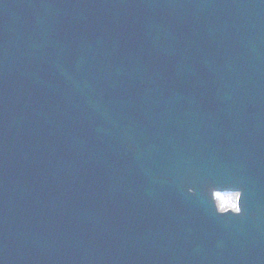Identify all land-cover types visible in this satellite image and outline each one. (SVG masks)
I'll return each mask as SVG.
<instances>
[{"label": "water", "instance_id": "95a60500", "mask_svg": "<svg viewBox=\"0 0 264 264\" xmlns=\"http://www.w3.org/2000/svg\"><path fill=\"white\" fill-rule=\"evenodd\" d=\"M17 10V16H13L22 26H29L33 21H28L29 11L23 10L27 5L31 6L30 0H12ZM41 5L36 3L38 12L42 15L50 26L49 37L40 30L41 26L37 24L35 29L30 30L36 42L42 46L56 44L61 38L65 39L75 49L81 44L84 36L81 32L94 33L90 27L93 21L89 15L83 13L80 7L77 11H71L69 17L64 18L63 14L55 7V0H42ZM87 0L83 3L86 4ZM141 13L145 15V22L141 30L140 48L137 54V67L140 68L136 80L143 83L145 79L153 73L161 74L163 69H169L173 64L174 58L184 52L187 45L194 44L198 46V51L202 55L204 64L212 81L218 87L226 86L231 97L235 102L242 100L246 103V76L255 75L258 68H264V0H147L141 3ZM139 12V11H138ZM79 13V14H78ZM78 14V25L70 29L68 25L72 24V18ZM82 14V15H81ZM14 20V21H15ZM16 22V21H15ZM100 23L95 21L96 30H100ZM185 32H189V36ZM184 39V40H183ZM182 44V45H181ZM210 46L215 60L210 57L205 58L203 54ZM149 55H146L147 52ZM82 62L88 64L87 56L81 58ZM92 62L93 70L98 67L96 61ZM91 65V63H89ZM243 68V69H242ZM249 69L250 71L247 72ZM156 70L155 72H153ZM91 98V97H90ZM260 94H254L248 101H260ZM225 99L227 96L225 95ZM97 102L90 101L89 105L93 107ZM261 104H264V95ZM201 104L194 99L173 103L167 101L160 102L161 113L179 114L182 117V124L188 125L191 113L189 107H199ZM246 106V104H245ZM104 108H97L98 111L105 113ZM153 109V108H151ZM167 109V112H165ZM165 115V116H168ZM149 121H151L149 119ZM239 116L234 119L233 132L230 134L229 143H220L209 136L202 124L192 126L185 134H180L176 142L175 156L170 158L174 160L173 168L165 171V178L169 185L175 187L172 192L188 193L187 188L192 187L195 191L188 197L191 208L198 209L195 212H188L187 220L199 215V211L209 212L217 220L218 226L223 227L232 220L241 222L255 216L258 225L257 241L253 244V251L246 252L238 241H232L229 244L233 257L230 259L235 264H264V152L254 154L250 152L251 143L232 142L234 131L237 127ZM166 123H173L176 126L174 117L167 119ZM117 126H125L119 122ZM188 127V126H187ZM2 137H0V141ZM154 146L148 141H144V147L147 151H159L169 143L165 138H155L151 140ZM3 144L0 143V155L5 152ZM170 156L169 152H165ZM2 156V155H1ZM142 161L149 163L153 156L148 152L141 155ZM246 163L250 166L246 171ZM246 172L248 173L246 175ZM105 182L112 185V177H106ZM101 185L100 182L97 183ZM213 187L220 190L239 187L241 194L242 213L230 217V215H216L213 209L211 199V189ZM90 188V187H89ZM96 190V189H95ZM94 193L90 191L84 196V204L88 207L96 208L98 203L91 197ZM95 195V194H94ZM182 195V194H181ZM80 203V201H79ZM11 208V206H10ZM90 208V209H91ZM84 212L88 213L90 210ZM207 210V211H206ZM80 212L83 210L80 208ZM207 212V213H208ZM161 220L148 221L154 226L161 225ZM210 221V220H209ZM246 227V224H229L230 229L240 230ZM55 231L52 230L54 235ZM219 245V244H217ZM168 252V246L163 243L159 248L156 259L162 260ZM211 250H206L202 254L194 253L187 264H230L222 261L220 256L210 259Z\"/></svg>", "mask_w": 264, "mask_h": 264}, {"label": "clouds", "instance_id": "9594fccd", "mask_svg": "<svg viewBox=\"0 0 264 264\" xmlns=\"http://www.w3.org/2000/svg\"><path fill=\"white\" fill-rule=\"evenodd\" d=\"M195 190L192 187L187 188L189 194ZM241 194L242 191L239 187L220 190L213 187L211 189L212 204L217 215H239L242 213L241 208Z\"/></svg>", "mask_w": 264, "mask_h": 264}]
</instances>
